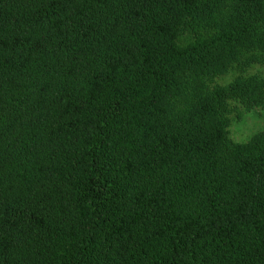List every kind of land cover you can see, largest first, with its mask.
Listing matches in <instances>:
<instances>
[{
  "label": "trees",
  "instance_id": "1",
  "mask_svg": "<svg viewBox=\"0 0 264 264\" xmlns=\"http://www.w3.org/2000/svg\"><path fill=\"white\" fill-rule=\"evenodd\" d=\"M256 64L264 0H0V264H264Z\"/></svg>",
  "mask_w": 264,
  "mask_h": 264
},
{
  "label": "rangeland",
  "instance_id": "2",
  "mask_svg": "<svg viewBox=\"0 0 264 264\" xmlns=\"http://www.w3.org/2000/svg\"><path fill=\"white\" fill-rule=\"evenodd\" d=\"M259 73L264 76V65H252L246 71V73ZM237 70H231L227 74L217 77L216 83H226L233 77L238 75ZM240 118L233 119L229 126V132L232 139L238 142H244L250 138L252 134L264 128V106L254 108L251 111H245L239 107L237 111Z\"/></svg>",
  "mask_w": 264,
  "mask_h": 264
}]
</instances>
